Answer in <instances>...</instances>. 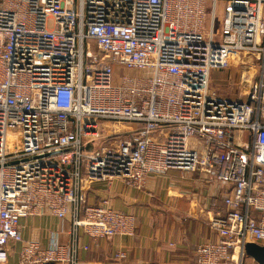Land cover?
Wrapping results in <instances>:
<instances>
[{"label": "built area", "instance_id": "built-area-1", "mask_svg": "<svg viewBox=\"0 0 264 264\" xmlns=\"http://www.w3.org/2000/svg\"><path fill=\"white\" fill-rule=\"evenodd\" d=\"M248 54L246 91L220 95L213 72ZM171 170L227 187L193 264H249L246 243L264 242V0H0V264H108L26 240L22 219L132 235L134 215L88 191Z\"/></svg>", "mask_w": 264, "mask_h": 264}, {"label": "crops", "instance_id": "crops-1", "mask_svg": "<svg viewBox=\"0 0 264 264\" xmlns=\"http://www.w3.org/2000/svg\"><path fill=\"white\" fill-rule=\"evenodd\" d=\"M216 72L213 77L217 81ZM226 189L219 181H206L199 172L180 170L149 176L141 189L120 180L111 185L95 183L88 191V201L93 204L107 197L116 209L134 215L132 235L93 239L82 228L74 233L69 217L61 220L51 214L22 219V233L26 240L39 239L44 244L55 235L62 243L78 246L79 258L87 262L193 264L197 245L217 239L208 217L216 211L226 214ZM251 215L259 217L256 211ZM256 243L264 247V242ZM119 251L125 252L123 258L116 257ZM247 260L258 263L248 255Z\"/></svg>", "mask_w": 264, "mask_h": 264}, {"label": "rangeland", "instance_id": "rangeland-1", "mask_svg": "<svg viewBox=\"0 0 264 264\" xmlns=\"http://www.w3.org/2000/svg\"><path fill=\"white\" fill-rule=\"evenodd\" d=\"M220 1L218 3V9L221 8L223 5ZM220 10V9H219ZM208 12H210V8L208 7ZM220 10L219 12H221ZM219 16H217V22L215 23V31L219 28ZM48 27L52 28L54 25L53 19H50L48 21ZM94 51H98V48L95 44H93ZM257 68V59L254 55L248 54L246 56H241V59H235L232 61V64L230 67L221 69L217 71V81L214 79L212 74L211 76V87L213 89H216V91L222 95V96H229L233 95L232 97H236L237 95H240L247 89V83L246 80H249L255 76V69ZM247 96L244 95L243 98H246ZM92 143L89 144L88 148H92Z\"/></svg>", "mask_w": 264, "mask_h": 264}, {"label": "water", "instance_id": "water-1", "mask_svg": "<svg viewBox=\"0 0 264 264\" xmlns=\"http://www.w3.org/2000/svg\"><path fill=\"white\" fill-rule=\"evenodd\" d=\"M245 252L253 257L259 264H264V247L256 242H247Z\"/></svg>", "mask_w": 264, "mask_h": 264}]
</instances>
